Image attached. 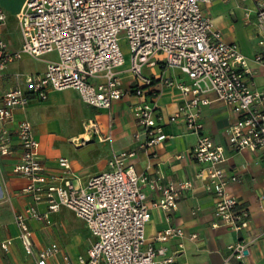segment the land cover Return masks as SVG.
Listing matches in <instances>:
<instances>
[{"label": "built area", "instance_id": "obj_1", "mask_svg": "<svg viewBox=\"0 0 264 264\" xmlns=\"http://www.w3.org/2000/svg\"><path fill=\"white\" fill-rule=\"evenodd\" d=\"M219 1L223 0H25L17 14L21 48L12 52L0 39V72L25 56L44 61L43 74L24 76L30 94L45 101L49 91L72 89L85 104L98 109L110 108L129 93L124 88L126 75L137 81L131 91L139 98H145L157 82L177 87L183 99L169 123L181 122L197 137L193 158L208 166L196 177L206 181L207 189L217 197L220 222L215 226L242 232L249 228L251 215L230 190L239 179L222 167L227 160L225 149L204 133L201 111L209 104L208 94L230 106L238 120L226 131L229 146L236 152H259L264 161V89L255 88L252 79L256 71L250 60L238 44L225 40L205 9ZM253 1L259 44L264 47V0ZM6 22L7 15L0 7V28ZM253 61L264 67V54H257ZM158 67L160 76L144 73L146 68ZM169 69L179 70L188 80L165 76ZM30 94L17 86L0 95V157L10 154L11 137L6 127L17 110L28 107ZM150 94L157 97L155 92ZM157 111V104L148 100L135 109L148 147L168 139ZM17 135L21 157L14 173L27 181L23 193L32 203L16 215L15 223L25 253L36 257L37 264H49L60 248L51 244L36 251L29 221L50 226L49 214L62 207L83 220L94 238L87 257L79 258L81 264H175L173 256H165L164 248L147 245L146 228L153 209L177 210L183 194L194 189L192 181H164L138 174L127 165L133 154L123 151L113 156L109 170L82 185L71 173L68 159L58 160L61 174L43 164L29 121L19 122ZM147 188L157 194L155 201H148ZM40 205L46 206L45 213L39 211ZM182 237V230L169 228L155 239L165 242ZM9 245L10 241L3 242L2 248L7 250ZM229 250L233 258L243 260L247 245L239 242ZM60 264L73 263L64 255Z\"/></svg>", "mask_w": 264, "mask_h": 264}, {"label": "crops", "instance_id": "obj_2", "mask_svg": "<svg viewBox=\"0 0 264 264\" xmlns=\"http://www.w3.org/2000/svg\"><path fill=\"white\" fill-rule=\"evenodd\" d=\"M24 2L0 0V7L7 15L6 25L0 28V39L7 43L12 52L18 51L22 45L17 14ZM232 2L234 0L219 1L205 9L215 26L223 32L225 40L238 44L241 52L250 60V66L256 71L252 79L255 88L264 89V67L253 61L257 54H264V47L259 44L260 31L255 12L252 14L248 10L244 17H239L237 13L232 16V12L238 9L234 4L229 16L217 14L218 7ZM240 26L248 29V35L236 32ZM45 70L44 61L28 56L10 64L0 72V95L17 86L30 94L24 76L43 74ZM144 73L160 76L162 70L159 67L146 68ZM164 75L179 81L188 80L175 69L166 70ZM123 81L129 93L108 109L93 108L82 101L77 91L67 89L49 91L45 101L30 94L28 107L15 112L14 121L6 127L11 137L10 154L0 157V264H37L36 257L25 253L15 223L16 215L32 203L30 197L23 193L27 181L14 173V167L21 157L18 124L24 120L32 124L35 138L40 144L43 164L53 173L61 174L63 171L58 160L68 159L71 173L82 185H86L92 176L109 170L113 156L123 151L133 154L127 160V165L132 166L138 174L164 181H192L194 189L183 194L177 210L167 212L161 208L153 209L152 219L146 228L147 245L164 248L165 256H173L175 264H264V161L259 152H236L229 146L226 131L236 123L238 115L214 94L205 96L209 104L203 106L201 111L204 133L224 147L227 160L222 167L229 175L239 179L231 185L230 190L251 215L249 228L242 232L215 226L220 222L216 212L217 197L207 189L206 181L196 177L199 170L208 166L193 158L192 149L197 137L189 134L183 123H169L170 116L177 112L183 99L181 91L157 82L148 89L150 93L155 92L157 97L149 93L145 98H139L131 91L138 85L137 81L129 75ZM145 100L157 104V112L163 118L164 133L168 137L165 142L151 147L145 145L143 129L135 116V109ZM261 109H264V103ZM146 193L149 202L157 199V194L148 188ZM39 211L45 213L46 206L40 205ZM49 218L50 226L29 221L36 251L57 244L60 253L49 264L62 263L64 255H68L73 264H81L79 258L87 257L88 249L94 242L85 222L64 207L49 214ZM169 228L182 230L184 237L165 242L155 239ZM6 241H10L7 250L2 248V243ZM239 242L247 245L243 260L233 258L229 250V246Z\"/></svg>", "mask_w": 264, "mask_h": 264}, {"label": "rangeland", "instance_id": "obj_3", "mask_svg": "<svg viewBox=\"0 0 264 264\" xmlns=\"http://www.w3.org/2000/svg\"><path fill=\"white\" fill-rule=\"evenodd\" d=\"M238 7V9H236L234 12H232V16H234V13H237L239 17H244L246 14V11L251 10L252 14L255 12V3L253 0H248V1H242V0H234V2H232L231 4H223L220 7L217 8V14H225L227 16H229L230 13V9H233L235 7V5ZM254 16V15H253ZM236 32L240 35H248V29H245L244 27L240 26L237 27ZM250 32V31H249ZM121 47L123 52L127 55L128 49L126 46V42L122 41L121 42Z\"/></svg>", "mask_w": 264, "mask_h": 264}]
</instances>
